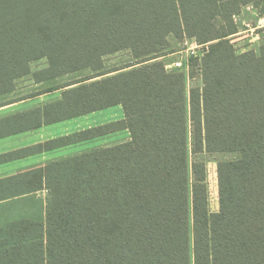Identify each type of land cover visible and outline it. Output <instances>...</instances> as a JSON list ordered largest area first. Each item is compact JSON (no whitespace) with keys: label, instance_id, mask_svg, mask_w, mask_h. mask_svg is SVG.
Returning a JSON list of instances; mask_svg holds the SVG:
<instances>
[{"label":"trees","instance_id":"1","mask_svg":"<svg viewBox=\"0 0 264 264\" xmlns=\"http://www.w3.org/2000/svg\"><path fill=\"white\" fill-rule=\"evenodd\" d=\"M241 1L0 0V97L41 58L60 77L123 48L156 52L170 34L225 38L212 37L211 20ZM199 66L203 88L188 100L185 74L161 63L107 79L105 106H122L125 120L100 132L124 127L132 141L68 161L52 177L45 223L0 230V264H190L187 106L195 153L242 154L217 166L216 213L205 167L193 166L194 264H264V48L235 55L219 41ZM63 98L68 115L102 108L96 91Z\"/></svg>","mask_w":264,"mask_h":264},{"label":"crops","instance_id":"2","mask_svg":"<svg viewBox=\"0 0 264 264\" xmlns=\"http://www.w3.org/2000/svg\"><path fill=\"white\" fill-rule=\"evenodd\" d=\"M64 88L16 97L14 88L0 98V230L26 219L45 223L52 177L66 176L68 161L132 141L124 127L100 132L125 120L122 106L107 107L102 97L101 109L68 115Z\"/></svg>","mask_w":264,"mask_h":264},{"label":"rangeland","instance_id":"3","mask_svg":"<svg viewBox=\"0 0 264 264\" xmlns=\"http://www.w3.org/2000/svg\"><path fill=\"white\" fill-rule=\"evenodd\" d=\"M263 6V0L258 2H250V0L241 1L238 5L230 7L227 11V14L229 15L228 17L221 13L220 16L213 18L211 20L212 37H221V35L224 34V36L226 35L225 38L200 43L196 37L189 38L187 35L179 37L177 34H170L166 38V46L147 55L135 57L129 48L106 53L101 57V68L97 70H84L78 73L55 77L52 72H48L49 64L46 58L32 61L29 64L28 74L14 82L15 89H17L14 93V97L29 95L30 93L41 89L47 90L49 87L63 88L65 86V88L68 89L66 92L73 91V93H77L81 91V93L86 94L89 98L96 91L98 100H101L102 97L107 98L104 86V82L107 79L154 63H161L164 64V66L170 65L178 59V56L174 55L175 52L182 50L183 47H191L190 44L189 46H185L186 40L195 39L194 44L198 48L195 49V54L191 55L189 59V64L192 59L191 65L195 66L193 67L194 69L191 70L189 77L181 70H174L185 74L184 88L188 100L192 89H198L199 92H201L203 88L200 70L201 66L199 65L203 56L208 53L210 46L213 44H216L219 41H226L232 47L235 55L253 53L256 57L261 56V52L264 48ZM190 53V50H185L182 55L188 57ZM35 83L37 85H35ZM103 106L104 104L102 107ZM188 108L189 107L187 106L186 129L187 177L189 184V262L190 264H194L192 242V186L195 183V179L193 166L200 163L205 167V180L203 183L206 188L208 211L209 213H216L219 210L217 166L219 163L223 162L238 161L242 158V154L240 152L195 153L193 149V135ZM35 214L36 212L34 211L33 215ZM38 220H40L39 216Z\"/></svg>","mask_w":264,"mask_h":264},{"label":"built area","instance_id":"4","mask_svg":"<svg viewBox=\"0 0 264 264\" xmlns=\"http://www.w3.org/2000/svg\"><path fill=\"white\" fill-rule=\"evenodd\" d=\"M194 41L195 39H191V40H186L185 42V46H189V44L191 45V47H188V48H184L178 52H175L174 55H177L178 56V59L174 62V63H171L170 65H166L165 66V69L167 71H170V70H181L183 71L184 73H186L187 75L189 74V70H190V66H189V59H190V56L191 55H194L195 54V49L198 48L195 44H194ZM185 50H190L191 53L188 57H184L182 55L183 51Z\"/></svg>","mask_w":264,"mask_h":264}]
</instances>
